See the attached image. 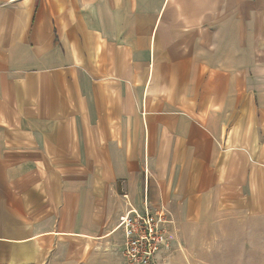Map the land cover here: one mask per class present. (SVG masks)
<instances>
[{
    "label": "crops",
    "instance_id": "obj_1",
    "mask_svg": "<svg viewBox=\"0 0 264 264\" xmlns=\"http://www.w3.org/2000/svg\"><path fill=\"white\" fill-rule=\"evenodd\" d=\"M130 205L263 252L264 0H0V264L86 261Z\"/></svg>",
    "mask_w": 264,
    "mask_h": 264
},
{
    "label": "rangeland",
    "instance_id": "obj_2",
    "mask_svg": "<svg viewBox=\"0 0 264 264\" xmlns=\"http://www.w3.org/2000/svg\"><path fill=\"white\" fill-rule=\"evenodd\" d=\"M169 239H171V247L163 249L153 264H223L222 263V240L221 230L202 229L199 231L203 237H214L215 243L213 245H200V239L196 237L191 238L188 245L181 246L179 242L175 241V233L172 228H169ZM193 230L191 232H195ZM220 237V238H218ZM203 240V239H202ZM123 243V244H122ZM124 241L117 237L112 245L100 246L101 252L93 253L86 261L72 260L66 253L61 251L42 264H128L123 253ZM253 257L254 260H250ZM247 264H264V247L263 252L258 249L251 255H247Z\"/></svg>",
    "mask_w": 264,
    "mask_h": 264
},
{
    "label": "built area",
    "instance_id": "obj_3",
    "mask_svg": "<svg viewBox=\"0 0 264 264\" xmlns=\"http://www.w3.org/2000/svg\"><path fill=\"white\" fill-rule=\"evenodd\" d=\"M172 213L165 206L139 210L132 205L124 212L119 228L124 235L123 253L128 264H153L163 249L171 247Z\"/></svg>",
    "mask_w": 264,
    "mask_h": 264
}]
</instances>
